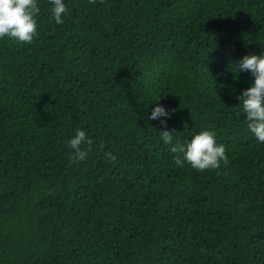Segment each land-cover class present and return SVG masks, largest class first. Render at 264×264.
<instances>
[{"label":"trees","instance_id":"obj_1","mask_svg":"<svg viewBox=\"0 0 264 264\" xmlns=\"http://www.w3.org/2000/svg\"><path fill=\"white\" fill-rule=\"evenodd\" d=\"M63 2L56 24L37 0L31 44L0 38V264H264V142L234 68L264 52V0ZM206 130L228 164L178 167Z\"/></svg>","mask_w":264,"mask_h":264},{"label":"clouds","instance_id":"obj_2","mask_svg":"<svg viewBox=\"0 0 264 264\" xmlns=\"http://www.w3.org/2000/svg\"><path fill=\"white\" fill-rule=\"evenodd\" d=\"M52 5V16L56 24H62V17L68 12L67 5L63 0H49ZM95 4L96 0H89ZM102 2V0H101ZM40 12L37 0H0V38L8 37L15 39L18 43L31 44L34 36L37 35L36 17ZM239 72H249L254 78L253 83L236 97L242 105L246 114L247 127L256 139L264 142V52L260 55H245L234 67ZM163 106H156L152 109L149 120H158L160 117H170L171 112ZM166 125L164 120H160ZM173 131L164 130L161 133L163 143L172 144ZM86 144L87 150L81 145ZM93 140L88 138L83 130H77L75 136L69 140L73 149L72 159L74 162L83 161L88 152L91 151ZM172 153L182 155L174 156V162L178 167H184L185 163L193 169L204 171L218 169L221 162L226 166L228 157L223 144H217L215 132L201 131L194 135L186 144L177 143L170 148ZM105 157L110 161L116 160L115 155L106 152ZM227 174L226 172L224 173Z\"/></svg>","mask_w":264,"mask_h":264}]
</instances>
